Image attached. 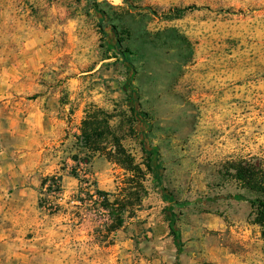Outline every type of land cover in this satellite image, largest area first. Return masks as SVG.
<instances>
[{
  "label": "rangeland",
  "instance_id": "rangeland-1",
  "mask_svg": "<svg viewBox=\"0 0 264 264\" xmlns=\"http://www.w3.org/2000/svg\"><path fill=\"white\" fill-rule=\"evenodd\" d=\"M102 31L130 50L162 184L185 202L178 255ZM240 159L264 165V0H0V264H264L249 204L225 198L253 196ZM120 187L114 228L97 190Z\"/></svg>",
  "mask_w": 264,
  "mask_h": 264
},
{
  "label": "trees",
  "instance_id": "trees-1",
  "mask_svg": "<svg viewBox=\"0 0 264 264\" xmlns=\"http://www.w3.org/2000/svg\"><path fill=\"white\" fill-rule=\"evenodd\" d=\"M95 15L101 21L103 19L102 12L97 8L96 3L93 5ZM196 8L194 4L186 5L184 7H176V10L184 11L186 9ZM106 36V43L109 49L114 50L117 54L121 55V63L126 69V79L121 84L122 91L127 95V103L131 109L135 122L136 130L138 132V139L142 145L143 150L148 154V159L144 163L145 169L152 175V178L157 183V192L161 196L164 202L167 203L163 207V212L167 220V226L169 233L172 236L173 244L175 246L176 255L180 254L182 250V239L180 230L176 223L175 207H182L185 202H179L173 198L170 190L162 184L161 175L162 167L158 164V147L152 145L146 135V130L149 128L147 120L145 118L146 113L139 110V102L137 99L136 88L132 85L133 77L135 74V68L130 60V50L128 48L121 49L119 41L114 37L112 33L102 31ZM92 129H85V146L92 151L98 150L99 143L92 141ZM115 153L114 159L116 162L123 165V167L129 171L132 175L128 178L141 177L143 178L145 173L139 164L134 162L133 157L125 150L121 145L119 139L114 137ZM88 162V161H87ZM233 172L232 177L239 182L243 189L253 194V196H246L243 193L228 194L225 198H232L239 201H246L250 206V214L254 223L262 227L264 231V165L261 161L252 162L250 159H240L231 163ZM77 177L78 175H73ZM124 188L120 187L117 193H113V199H109L110 193L104 190H97V193L101 196V206L106 208L111 218L114 221V228H118L122 225L125 214V200L127 196L133 194L132 191H123ZM222 197V196H221ZM219 198V197H217ZM174 264H180L178 257L176 256Z\"/></svg>",
  "mask_w": 264,
  "mask_h": 264
}]
</instances>
